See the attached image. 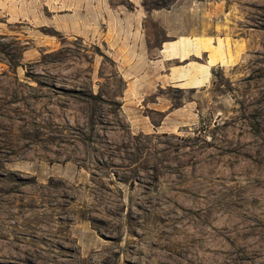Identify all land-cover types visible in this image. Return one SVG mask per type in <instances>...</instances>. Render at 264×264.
Returning <instances> with one entry per match:
<instances>
[{"label": "rangeland", "instance_id": "obj_1", "mask_svg": "<svg viewBox=\"0 0 264 264\" xmlns=\"http://www.w3.org/2000/svg\"><path fill=\"white\" fill-rule=\"evenodd\" d=\"M133 31L217 62L199 89L158 73L147 99L190 107L160 131L163 113H125L113 50ZM204 247L264 264V0H0V264H185Z\"/></svg>", "mask_w": 264, "mask_h": 264}, {"label": "crops", "instance_id": "obj_2", "mask_svg": "<svg viewBox=\"0 0 264 264\" xmlns=\"http://www.w3.org/2000/svg\"><path fill=\"white\" fill-rule=\"evenodd\" d=\"M169 31V30H168ZM170 33V31H169ZM192 41H182L179 39L164 41L160 48H151L148 46L147 40L143 37L140 31H133L132 38L123 48H114L113 55L116 61L121 65L122 75L126 79V87L124 91V106L125 113L129 118H132V112L143 111L142 107L147 106V109L154 112L163 113L159 122L150 120L152 131H160L169 123H173L178 111H188L190 107H173L171 104L165 107H160L161 100L147 99L148 93H153L159 84L158 73L165 69L168 73L166 76L172 83H176L185 89L204 88L211 75V66L214 65L216 59L210 60V50L204 44H190ZM207 55L206 63H197L191 60L193 57ZM179 60L185 62L184 68L173 67V61ZM192 63H197V69L190 71ZM163 65V67H162ZM189 67V68H188ZM191 83V84H189ZM145 102V103H144ZM151 102L154 106H150ZM136 121L133 122L135 124ZM180 126L181 123H178ZM185 126V123H182ZM144 129V125H139Z\"/></svg>", "mask_w": 264, "mask_h": 264}, {"label": "bare ground", "instance_id": "obj_3", "mask_svg": "<svg viewBox=\"0 0 264 264\" xmlns=\"http://www.w3.org/2000/svg\"><path fill=\"white\" fill-rule=\"evenodd\" d=\"M217 251L208 247L201 249H183L180 255L185 257V264H241L235 252Z\"/></svg>", "mask_w": 264, "mask_h": 264}]
</instances>
